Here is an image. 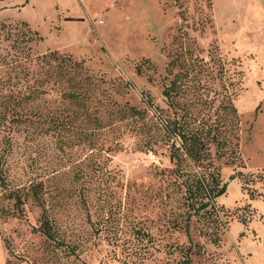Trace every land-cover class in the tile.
<instances>
[{
  "label": "rangeland",
  "instance_id": "rangeland-1",
  "mask_svg": "<svg viewBox=\"0 0 264 264\" xmlns=\"http://www.w3.org/2000/svg\"><path fill=\"white\" fill-rule=\"evenodd\" d=\"M229 102L207 222L164 120ZM188 246L189 264H264V0L0 1V264H177Z\"/></svg>",
  "mask_w": 264,
  "mask_h": 264
},
{
  "label": "trees",
  "instance_id": "trees-1",
  "mask_svg": "<svg viewBox=\"0 0 264 264\" xmlns=\"http://www.w3.org/2000/svg\"><path fill=\"white\" fill-rule=\"evenodd\" d=\"M41 58L42 60L46 58L56 60V54L54 51H50L42 54ZM171 85L169 89L164 91L165 95L169 96L170 90L174 89ZM220 108L222 109L220 117H216L211 122L206 121L207 119H197L187 113H182L179 117H173L170 120H164L167 133L173 138L178 137L180 140L178 146L175 143L171 144L170 160L174 161L175 171H178L179 176L184 177L182 183L185 188L186 199L190 200L188 206L189 204L192 206L194 213L201 211L207 222H214L217 218L215 199L224 194L227 187L226 182L221 183L219 172L212 162L209 145L213 144L214 155L218 158L236 157L237 142L233 143L231 140V137L237 139L235 133L238 118L236 108L231 102L222 104ZM130 109L135 113L138 112L133 107ZM240 174V172L233 173L229 178L233 179ZM33 194L37 196L36 188H34ZM9 196L14 198V205L17 207L23 202L17 192L9 193ZM239 221L246 225L250 218ZM41 227L48 238L53 237L50 223L46 218L43 219ZM203 234H207V231ZM242 234L243 232L240 233V235ZM210 241L217 244L220 238L212 236ZM190 250L191 246H188L186 248L187 255L177 264H189L188 252Z\"/></svg>",
  "mask_w": 264,
  "mask_h": 264
},
{
  "label": "crops",
  "instance_id": "crops-1",
  "mask_svg": "<svg viewBox=\"0 0 264 264\" xmlns=\"http://www.w3.org/2000/svg\"><path fill=\"white\" fill-rule=\"evenodd\" d=\"M0 1H5V0H0ZM256 202V205L255 206H258V200H254V203ZM254 227V226H253ZM257 232V231H256ZM258 234V233H257ZM258 236H259V234H258ZM260 237V236H259ZM239 254L240 255H242L243 253H242V251H239ZM251 256V255H250ZM243 258H244V263L245 264H247L246 262H248V264H251L253 261H256V260H258L257 258L255 259V257L254 256H251V257H249V256H247V258H245L244 256H243ZM251 262V263H250ZM258 264H262V262H258Z\"/></svg>",
  "mask_w": 264,
  "mask_h": 264
}]
</instances>
